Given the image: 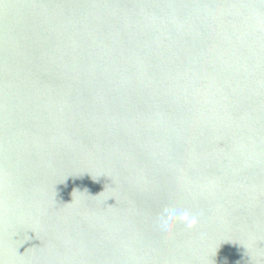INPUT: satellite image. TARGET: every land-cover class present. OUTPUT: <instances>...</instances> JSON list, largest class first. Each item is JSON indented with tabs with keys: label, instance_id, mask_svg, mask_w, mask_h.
Segmentation results:
<instances>
[{
	"label": "water",
	"instance_id": "obj_1",
	"mask_svg": "<svg viewBox=\"0 0 264 264\" xmlns=\"http://www.w3.org/2000/svg\"><path fill=\"white\" fill-rule=\"evenodd\" d=\"M0 264H264V0H0Z\"/></svg>",
	"mask_w": 264,
	"mask_h": 264
},
{
	"label": "clouds",
	"instance_id": "obj_2",
	"mask_svg": "<svg viewBox=\"0 0 264 264\" xmlns=\"http://www.w3.org/2000/svg\"><path fill=\"white\" fill-rule=\"evenodd\" d=\"M174 222H180L189 230L198 223V216L190 214L187 210L166 209L165 214L160 218V228L163 232H170Z\"/></svg>",
	"mask_w": 264,
	"mask_h": 264
}]
</instances>
